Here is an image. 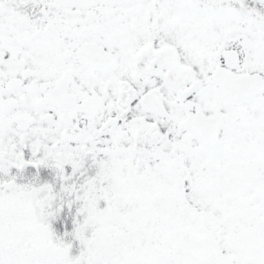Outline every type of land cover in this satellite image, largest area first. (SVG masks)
I'll return each instance as SVG.
<instances>
[{"label": "snow or ice", "instance_id": "6c2138e0", "mask_svg": "<svg viewBox=\"0 0 264 264\" xmlns=\"http://www.w3.org/2000/svg\"><path fill=\"white\" fill-rule=\"evenodd\" d=\"M0 264H264V0H0Z\"/></svg>", "mask_w": 264, "mask_h": 264}]
</instances>
